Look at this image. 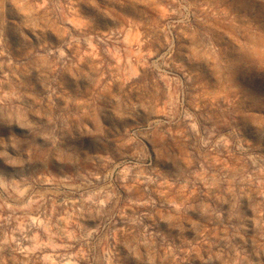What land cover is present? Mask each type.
Instances as JSON below:
<instances>
[{"label":"clouds","instance_id":"9594fccd","mask_svg":"<svg viewBox=\"0 0 264 264\" xmlns=\"http://www.w3.org/2000/svg\"><path fill=\"white\" fill-rule=\"evenodd\" d=\"M0 264H264V0H0Z\"/></svg>","mask_w":264,"mask_h":264}]
</instances>
